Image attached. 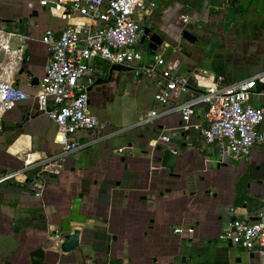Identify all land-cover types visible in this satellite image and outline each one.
<instances>
[{
    "label": "crops",
    "instance_id": "crops-1",
    "mask_svg": "<svg viewBox=\"0 0 264 264\" xmlns=\"http://www.w3.org/2000/svg\"><path fill=\"white\" fill-rule=\"evenodd\" d=\"M147 1L157 6L144 27L161 35L164 48L167 43L176 47L181 30L187 27L199 30L200 46L186 43L194 50L188 54L168 47L170 54L153 74L140 72V80L125 75L141 66L153 67L135 63L128 66L130 71H116L110 83L93 89V114L111 129L129 127L122 134L95 141L92 132H78L74 137L81 143L94 142L36 168L27 166V161L62 151L54 142L57 125L48 114L0 135V176L23 169L0 185V264H30V254L38 247L48 252L49 264H72L84 255L83 249L92 254L83 258L84 263L105 264L102 247L113 237L117 256L125 264H130V258L134 264L165 263L176 253L174 243L182 239L213 242L206 246L211 257L203 264H264V253L251 258V253L218 238L233 218L255 217L264 211V147L255 146L247 157L220 161L203 136L208 125L205 106L196 107L188 119L172 112L150 124L135 125L151 110L163 113L167 109L155 101L162 75H183L195 87L198 80L218 75L217 70L229 83L263 71L264 0ZM64 25L62 20L50 27ZM45 30H5L1 35L9 48L0 45V74L30 93L35 91L33 78L43 77L50 59L41 41ZM110 68L107 61L99 60L97 79L108 78ZM177 103L174 99L168 107ZM35 109L39 107L31 97L3 117L21 124L25 114ZM32 135L39 140V151L31 150ZM162 136L179 139L172 146L180 154V178L168 177L166 170H161L163 179L154 175L151 152L164 143ZM80 192L87 220L72 225L82 228V245L72 254H56L51 250H58L59 236L53 230L70 214L73 198ZM174 228H182L183 233H175ZM91 237L95 255L87 245Z\"/></svg>",
    "mask_w": 264,
    "mask_h": 264
},
{
    "label": "built area",
    "instance_id": "built-area-1",
    "mask_svg": "<svg viewBox=\"0 0 264 264\" xmlns=\"http://www.w3.org/2000/svg\"><path fill=\"white\" fill-rule=\"evenodd\" d=\"M49 1L52 0L39 2L46 6ZM55 3L65 25L62 29L46 28L41 38L50 59L35 91L30 93L0 74V121L17 103L34 97L39 109L46 111L57 125L54 142L62 151L34 162L28 160L27 166L34 165L33 168L63 159L94 142L81 143L74 137L78 132H92L98 141L129 128L111 129L106 120L93 114L88 88L97 79L99 60L107 61L109 66H131L142 60L138 46L145 33L144 24L157 6L155 1L147 0H55ZM3 33L5 30L0 28V45L8 49L2 42ZM156 58L158 65L164 64L162 56ZM139 70L148 75L155 72L153 67L141 66ZM162 77L155 101L167 109L163 113L151 110L136 126L150 124L172 112L188 119L196 107L205 106L208 125L203 136L220 161L247 157L255 146L264 147V70L233 83L227 82L223 75H213L208 81L198 80L195 87L183 75ZM174 99L178 103L168 107ZM169 138L161 139L166 143ZM21 171L4 173L0 185L15 179ZM174 232L181 234L183 229L175 228ZM218 238L249 253H264V211L255 217L233 218Z\"/></svg>",
    "mask_w": 264,
    "mask_h": 264
},
{
    "label": "water",
    "instance_id": "water-1",
    "mask_svg": "<svg viewBox=\"0 0 264 264\" xmlns=\"http://www.w3.org/2000/svg\"><path fill=\"white\" fill-rule=\"evenodd\" d=\"M38 16V10H34L31 14V17ZM22 21V19H19ZM5 23L16 22V19H4ZM148 38L149 40V49L151 51H157L160 46H162L166 41L161 37L157 32H152L149 28H145L144 37L141 42ZM179 43L177 44V48L183 53L188 54L192 53L194 50L190 48V45L194 47L200 46L201 38L199 30H193L189 27L181 30ZM192 51V52H191ZM131 68L125 65L115 64L110 68V75L108 78H98L94 84H92L88 91L91 93L93 89L98 85L108 84L112 81L113 73L118 71H130ZM40 83V78L35 77L31 82L32 87H36ZM91 103V99H90ZM47 114L46 111L35 109L34 112H27L25 116L22 118L21 124H17V121L11 122L7 117H3L1 120V129L0 135L5 133L7 130L15 129L16 127H24V124L30 122L31 120H36L38 117ZM32 151L36 152L40 150L39 140L35 135H32ZM179 139L176 137H170L166 143H158L153 152H151V159L153 163L154 175L161 179L164 178V175L161 173V170H166L167 176L170 178H180L181 173L178 172L179 164H180V154L178 150L172 145H177ZM84 193L80 192L77 194L72 201L71 212L68 216L62 218L60 224L53 230V234L59 236L58 242V250H51L54 253H62L65 255L72 254L76 252L78 248L82 245V228L74 227L73 223H85L87 220L86 214L82 212ZM175 230V228H174ZM194 230V228H191ZM232 246V244H229ZM255 253H251L250 257H254ZM48 252L43 247H38L33 250L30 254V264H49L48 263ZM5 264H15L13 262L7 261ZM105 264H125L124 260L121 258H117L115 256H110Z\"/></svg>",
    "mask_w": 264,
    "mask_h": 264
},
{
    "label": "rangeland",
    "instance_id": "rangeland-1",
    "mask_svg": "<svg viewBox=\"0 0 264 264\" xmlns=\"http://www.w3.org/2000/svg\"><path fill=\"white\" fill-rule=\"evenodd\" d=\"M1 1V0H0ZM40 0H2L0 2V28L4 30H45L47 27L54 26L62 20L59 18L55 7L57 4L55 0L49 1L46 6L41 5ZM30 4L32 6L30 7ZM157 4V3H156ZM34 10L39 11V16L31 17ZM4 19H16V22L4 23ZM19 19H22L20 21ZM24 21V22H23ZM167 48L165 44L159 47L157 51L151 52L149 50V40L140 45L141 53L143 55L142 60L138 61V64L151 65L153 68L159 66L157 62L158 54L162 55V58H167L170 54L168 52V47L176 48L171 44L167 43ZM166 49V51H164ZM138 64H136L138 66ZM126 72V71H125ZM124 73V72H123ZM140 70L139 67L132 70L129 74L131 78L135 77L140 80ZM142 73L145 74V71Z\"/></svg>",
    "mask_w": 264,
    "mask_h": 264
},
{
    "label": "flooded vegetation",
    "instance_id": "flooded-vegetation-1",
    "mask_svg": "<svg viewBox=\"0 0 264 264\" xmlns=\"http://www.w3.org/2000/svg\"><path fill=\"white\" fill-rule=\"evenodd\" d=\"M144 37V35H143ZM148 39V38H146ZM146 39L144 40V42L146 41ZM143 42V43H144ZM92 240H90L89 242H87L88 246H92V251L95 255V249H94V237L90 238ZM116 240V237H113V240ZM110 240L109 242H106L104 244V246L102 248H104V252L102 253V260L105 262L110 256H115L117 258L118 257V245H114L115 242L117 241H113ZM213 243V242H212ZM212 243H203V242H199L197 240H193V239H185V240H180L179 242H175L174 245L172 246V248L175 249L174 254L170 255L169 257L166 258L165 263H161V264H203V261L206 260V257H211V255H209L208 253H206V246L210 247ZM102 245V244H101ZM83 249V248H82ZM83 254L82 257H80L79 260H77L76 262L72 263V264H86L83 262V258H88L91 257L92 254L90 253H85V250L83 249ZM122 259V258H121ZM101 260V261H102ZM129 263L130 264H134L133 263V259L130 258L129 259ZM96 264V263H93Z\"/></svg>",
    "mask_w": 264,
    "mask_h": 264
},
{
    "label": "trees",
    "instance_id": "trees-1",
    "mask_svg": "<svg viewBox=\"0 0 264 264\" xmlns=\"http://www.w3.org/2000/svg\"><path fill=\"white\" fill-rule=\"evenodd\" d=\"M150 51H151V50H150ZM151 52H153V51H151ZM218 73H219V74H218ZM220 73H221V72L217 70V74L220 75ZM39 217H42V214H41V213L39 214Z\"/></svg>",
    "mask_w": 264,
    "mask_h": 264
}]
</instances>
